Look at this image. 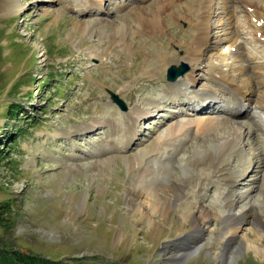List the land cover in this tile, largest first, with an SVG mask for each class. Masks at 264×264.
<instances>
[{
  "label": "rangeland",
  "instance_id": "1",
  "mask_svg": "<svg viewBox=\"0 0 264 264\" xmlns=\"http://www.w3.org/2000/svg\"><path fill=\"white\" fill-rule=\"evenodd\" d=\"M13 1L23 5L21 12L9 10ZM81 1L0 0V202L12 205L6 216L9 229L0 225V245L53 261L84 258L85 264H264V179L256 181L257 192L238 197L234 211L228 208L224 214L231 222L235 213L240 214L239 221H243L249 206L257 208L255 223L245 224L239 234L245 245H238L234 251L228 246L233 236L224 234L230 223H225L226 218L220 214V204L210 199L215 193L213 186L208 191L207 206L219 212V217L212 219L208 233L193 221H186L175 207L156 215L155 223L134 215L129 191H135L142 179L139 174L148 165L147 158L140 157L135 169H131L129 158L149 146L165 126L183 118L214 115L234 120L236 114L228 115L234 105L221 103L218 106L222 108L213 107V100H208V107L206 101L203 107L185 104L176 108L167 100L155 114L151 110L152 117L139 123L138 139L123 148L127 138L116 125L131 123L126 118L140 100L160 97L169 83L167 71L174 64H169L166 73L151 65L159 64L161 53L182 58L195 31L171 16L165 21L167 30L160 40L128 34L130 45L126 52L113 48L106 60L99 61L91 52L109 48L113 28L102 24L106 33L90 37L77 31L76 23L89 24L100 17L118 20L131 11L134 1L104 0L102 15L96 7L99 1L84 2L82 5H89L86 7L78 6ZM137 3L143 4L142 0ZM53 9L60 10L59 17L53 16ZM237 22L246 56H254L250 58L254 71L250 77L256 91L241 111L250 112L247 115L255 120L251 139L254 141L258 135L261 141L257 148L264 159V130L257 118L264 107V81L258 80L264 78V40L258 42L252 37L243 24L242 12H237ZM213 34L219 37L222 33L215 29ZM210 55L208 52L207 57ZM184 64L189 68L185 76L190 66ZM204 67L190 88L196 92L204 89L212 95L214 85ZM110 92L124 100L126 110L117 106ZM12 104L23 108L9 116ZM91 124L96 127L78 131ZM2 146L6 147L1 150ZM218 149L213 151V158L199 148L187 152L215 167L223 160ZM177 159V154L173 155L170 162L177 167L178 178L185 177L188 182L192 176L197 180L198 174L179 166ZM154 166L161 168L163 164ZM252 179L250 176L236 187L244 191ZM142 183L143 187L155 186L149 177ZM201 226L207 227L205 222Z\"/></svg>",
  "mask_w": 264,
  "mask_h": 264
},
{
  "label": "bare ground",
  "instance_id": "2",
  "mask_svg": "<svg viewBox=\"0 0 264 264\" xmlns=\"http://www.w3.org/2000/svg\"><path fill=\"white\" fill-rule=\"evenodd\" d=\"M82 1L78 6H85L82 4L89 0ZM133 1L131 11L118 20H105L100 17L89 24L76 23V30L90 37L95 33L99 35L106 33V26L102 27V24H108L113 28L109 37V48L102 49L99 47L92 50L91 55L94 58L99 59V61L106 60L109 51L113 48H120L126 52L130 45L126 37L128 34L141 36L152 41L160 40L167 30L165 21L171 16L186 23L195 33L191 42L187 44L188 51L182 58H169L167 54L161 53L159 64L151 65L155 70L166 73L169 64L172 63V65L180 67L186 62L190 66V71L187 75L178 78L177 81L167 83L161 90L158 99H142L139 104L132 107L128 118H126L131 123H126L125 126L116 125L119 130H122V136L127 138L123 142V148L130 147L138 139L137 126L139 123L145 118L152 117L160 108L164 107L167 100H171V104L173 103L176 108L185 104H195L194 107L202 105L203 107V104L208 100H213V107L222 108L218 105L228 103L234 105L228 115L236 114V117L234 120L214 115L203 118L201 116L196 119L189 118V120L183 118L165 126L159 136L150 142L149 146L144 147L134 157L129 158L131 169H135L140 157L147 158L148 165L139 174L142 179L138 180L139 184H137L135 191H129V206L135 211L134 215L141 216L142 220L148 219L150 223L156 222L154 218L156 215L169 212L170 208L175 207L186 221H193L198 229L205 233L210 232L212 219L216 216L219 217V212H221L220 214L226 218L225 223H230V225H225L224 234L233 236L227 241L228 246L234 248V251L238 245H245L239 234L244 229L245 224L250 226L255 223L254 220L257 218L254 219V210L257 208L255 209L253 205L249 206L243 221H239L242 217L240 214L235 213L232 222L224 214L228 212V208H232L234 211V204L238 197H249L257 192L256 181L264 179L263 153L257 148L261 140L258 135L254 137V141L251 139L255 134V120L247 115L250 112L241 111L242 108L247 107L245 103L250 102V98L256 95V91L253 78L250 77L253 74L251 72H254L250 58L254 56L251 53L246 56V49L240 41L241 34L237 22V12L244 14L245 23L243 24L248 27L252 37L260 42L262 39L264 40V2H258V0H142L143 4H136L137 0ZM97 2V11L101 13L105 1L97 0ZM248 2H251L252 5H249ZM9 10L19 13L23 10V5L13 1ZM82 11L85 12V9ZM176 11L179 12L177 15L174 13ZM50 12L56 18L61 14L59 9H53ZM97 28H100L101 31H98ZM215 29L222 33L219 37L213 34ZM213 40H216L214 46L212 45ZM224 46L227 48L226 50H224ZM208 52L211 55L207 57ZM202 66H205L204 68L207 70L205 74L213 82L214 93L212 95L204 89L199 93L190 88L197 83V73L200 72ZM258 80L264 81V78L259 77ZM218 92L221 93L219 99L217 98L219 97ZM198 100H201L200 103ZM209 104L210 101L207 102L206 106L208 107ZM262 108V111L257 113V118L262 122L264 130V107ZM151 110H155V112L151 114ZM197 110L195 109V111ZM252 114L254 115L253 112ZM95 127L96 125L91 124V126L78 128V131L91 130ZM226 134H228L227 138ZM193 148L195 150L199 148L202 152L206 150L210 153L211 158L214 157L213 151L219 148L218 152L222 155L223 160L219 162L218 166L212 167L210 164L203 163L198 155H190L189 151L187 152L188 149ZM176 154L178 156L177 164L185 166L187 169L191 168L198 174L197 180L192 176L191 179L188 178V182L184 181L185 177L178 178L177 167L170 162L171 156ZM234 159L236 160L235 165H233ZM159 162H162L163 166L154 169V165ZM250 176L253 178V182L249 186H245L244 191L236 187L240 181H244ZM148 177L155 182L151 183L155 186L143 187L142 182ZM212 186L215 193L210 196L208 191L212 189ZM208 196L213 200L212 203L215 201L220 204L222 211L217 212L207 206L206 199ZM251 215L252 219H250ZM202 222H205L207 227L202 228ZM224 239L226 238L224 237ZM185 254H183L184 257Z\"/></svg>",
  "mask_w": 264,
  "mask_h": 264
},
{
  "label": "trees",
  "instance_id": "3",
  "mask_svg": "<svg viewBox=\"0 0 264 264\" xmlns=\"http://www.w3.org/2000/svg\"><path fill=\"white\" fill-rule=\"evenodd\" d=\"M21 104H12L9 108V116H14L17 114V111L19 109H22ZM19 132V131H18ZM21 132V131H20ZM17 134V133H16ZM12 145V143H11ZM4 149L6 146H2ZM12 210V205L10 203L0 202V225L6 226L9 229V220L7 215L10 214ZM8 221V222H7ZM6 223V225H4ZM1 244V240H0ZM2 245V244H1ZM0 245V264H85L83 263L84 258H77L73 261H64V260H54L43 257V256H38V255H33V254H25L18 250L16 247H11L10 248H5L4 246ZM109 264V263H105Z\"/></svg>",
  "mask_w": 264,
  "mask_h": 264
},
{
  "label": "water",
  "instance_id": "4",
  "mask_svg": "<svg viewBox=\"0 0 264 264\" xmlns=\"http://www.w3.org/2000/svg\"><path fill=\"white\" fill-rule=\"evenodd\" d=\"M189 68H186L185 64L181 65L180 67H176L173 65V67L169 68V71H167L166 78L169 82H175L178 80L179 77L183 76ZM110 95L112 97V100L119 106L122 110H126L127 107L124 103V100L120 99L119 96H116L113 92H110Z\"/></svg>",
  "mask_w": 264,
  "mask_h": 264
}]
</instances>
